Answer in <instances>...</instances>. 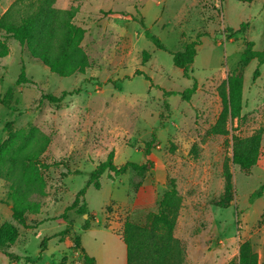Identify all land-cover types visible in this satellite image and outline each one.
I'll return each instance as SVG.
<instances>
[{"label":"rangeland","instance_id":"1","mask_svg":"<svg viewBox=\"0 0 264 264\" xmlns=\"http://www.w3.org/2000/svg\"><path fill=\"white\" fill-rule=\"evenodd\" d=\"M13 1L0 0V14ZM53 6L75 9L72 21L85 29L80 47L89 66L84 73L59 76L6 37L10 51L0 58V142L8 132L23 129L29 140L46 137L48 143L39 156L46 184L40 210L28 214L25 225L14 222L17 239L5 248L21 258L10 260L0 250V264H82L81 248L96 264H126L125 245L117 236L124 220L146 224L170 179L181 196L173 232L181 264H237L243 240L251 242L258 264H264V191L248 200L264 183V64L253 79L256 60L246 65L239 61L245 40L253 41L255 50L264 48V0H54ZM146 31L165 49L156 47ZM198 32L207 34L200 37L184 75L171 52ZM22 66L32 82L16 85ZM136 69L151 81L135 74ZM233 71L242 77L240 115L228 122L227 135L210 134L221 109L219 86ZM194 82L195 92L188 101L182 99L179 92ZM9 87L12 91L5 95ZM62 90L72 94L57 104L40 99L41 93L58 95ZM257 132V161L242 171L230 161L231 135ZM152 133L154 167L141 185L132 184L130 169L116 176L105 171L100 187L89 186L85 192L93 216L90 228L81 229L86 213L67 211L72 233L61 243L57 237L47 240L42 250L41 240L65 227L60 214L95 165L111 149L117 165L143 162L144 142ZM224 163L232 175V197L221 207L216 201L223 193ZM75 169L81 173H69ZM8 190L0 178V225L12 221ZM73 232L81 237L78 246L71 239Z\"/></svg>","mask_w":264,"mask_h":264},{"label":"trees","instance_id":"2","mask_svg":"<svg viewBox=\"0 0 264 264\" xmlns=\"http://www.w3.org/2000/svg\"><path fill=\"white\" fill-rule=\"evenodd\" d=\"M33 1L36 2L34 5ZM238 1L249 3L251 0ZM53 2L54 0H14L7 7L0 15V58L9 54L10 49L6 37H11L20 46L26 47L30 56L38 59L51 72L59 76H69L75 72L84 73L85 68L89 66L80 47L85 29L73 23L75 9L56 8L53 6ZM245 25V22H241L239 28H243ZM1 32L4 33V36L1 35ZM204 34L207 32H198L194 40L186 43L181 49L171 52L174 65L182 69L184 75H188L189 66L197 53L199 39ZM145 35L156 47L165 49L157 36L148 31L145 32ZM253 45V41L245 40L239 61L242 65H246L251 60H256L257 64L252 72V78L255 79L260 75L259 66L264 64V48L255 50ZM147 57L148 53L144 51L143 61ZM134 73L143 75L151 81L150 76L140 69H136ZM31 82L32 80L27 77L24 66H22L15 84ZM195 90L196 82L179 94L182 99L188 101ZM11 91L12 88L9 87L5 95H10ZM70 94L72 91L67 90H62L58 95L41 93L40 99H46L57 104ZM219 97L221 109L208 132L213 135H227L229 133L228 122L237 118L242 108V77L237 71H233L223 80L219 86ZM9 124L10 122H8ZM27 135L28 132L19 129L15 132H8L7 137L0 142V178L8 183L7 195L10 201L7 203L10 205L12 219V221H5L0 225V250L10 260L21 258L17 254L5 251V248L12 245L17 239L18 230L15 223L25 225L28 214H37L41 207L42 198L46 193L39 156L46 149L48 139L43 137L31 141ZM260 137V132L248 137L232 134L231 164L238 166L242 171L249 170L257 161ZM154 147L155 135L152 133L151 138L144 142V161L141 163L126 161L120 165L114 163V150L111 149L105 159L99 161L88 173L84 186L75 193L70 204L60 214L65 222V227L50 236L44 237L40 242L41 249H44L47 240L57 237V242L61 243L70 236L72 223L66 218L67 211L71 210L77 215L86 213L88 218L84 220L81 229L90 228V220L93 219V216L87 211L85 192L89 186L96 189L100 187V176L105 171H108V176H116L130 169L134 173L130 180L132 184L141 185L145 176L154 167V162L150 156ZM69 173L79 174L81 170L75 169ZM222 176L224 180L223 193L216 204L226 207L232 197V175L227 163L223 165ZM263 191L264 183L250 193L248 200L251 202L260 197ZM180 207L181 196L174 180L170 179L168 188L159 200L157 210L149 214L146 224H140L130 219L124 220L120 237L126 249V264L182 263L181 250L173 234ZM71 239L74 246H78L81 242L80 235L74 232ZM81 251L82 264H96L94 257L90 256L83 248ZM25 261L29 262L30 258L26 256ZM237 264H258L257 252L249 240H243L239 244Z\"/></svg>","mask_w":264,"mask_h":264},{"label":"crops","instance_id":"3","mask_svg":"<svg viewBox=\"0 0 264 264\" xmlns=\"http://www.w3.org/2000/svg\"><path fill=\"white\" fill-rule=\"evenodd\" d=\"M2 9V4H0V10ZM1 15V14H0ZM118 237H120L119 235H117ZM120 239H121V237H120Z\"/></svg>","mask_w":264,"mask_h":264},{"label":"water","instance_id":"4","mask_svg":"<svg viewBox=\"0 0 264 264\" xmlns=\"http://www.w3.org/2000/svg\"><path fill=\"white\" fill-rule=\"evenodd\" d=\"M112 173V172H111ZM86 215V214H85Z\"/></svg>","mask_w":264,"mask_h":264}]
</instances>
